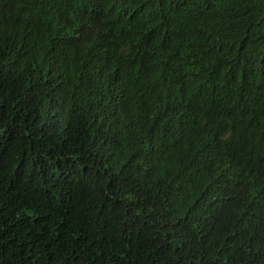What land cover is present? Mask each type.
<instances>
[{
	"label": "trees",
	"instance_id": "trees-1",
	"mask_svg": "<svg viewBox=\"0 0 264 264\" xmlns=\"http://www.w3.org/2000/svg\"><path fill=\"white\" fill-rule=\"evenodd\" d=\"M0 264H264V0H0Z\"/></svg>",
	"mask_w": 264,
	"mask_h": 264
},
{
	"label": "clouds",
	"instance_id": "clouds-1",
	"mask_svg": "<svg viewBox=\"0 0 264 264\" xmlns=\"http://www.w3.org/2000/svg\"><path fill=\"white\" fill-rule=\"evenodd\" d=\"M221 47H222V44H220L219 46H217L216 49L219 48L221 50Z\"/></svg>",
	"mask_w": 264,
	"mask_h": 264
}]
</instances>
